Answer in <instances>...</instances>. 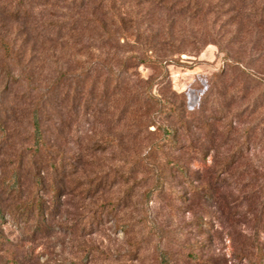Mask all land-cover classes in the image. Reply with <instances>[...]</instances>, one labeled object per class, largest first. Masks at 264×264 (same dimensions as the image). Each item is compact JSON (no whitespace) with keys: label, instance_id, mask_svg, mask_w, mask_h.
<instances>
[{"label":"rangeland","instance_id":"rangeland-1","mask_svg":"<svg viewBox=\"0 0 264 264\" xmlns=\"http://www.w3.org/2000/svg\"><path fill=\"white\" fill-rule=\"evenodd\" d=\"M56 1L66 20L81 4ZM196 2H124L127 25L169 27L148 55L0 17V264H264V0Z\"/></svg>","mask_w":264,"mask_h":264},{"label":"trees","instance_id":"trees-1","mask_svg":"<svg viewBox=\"0 0 264 264\" xmlns=\"http://www.w3.org/2000/svg\"><path fill=\"white\" fill-rule=\"evenodd\" d=\"M80 6L72 5V10H75L73 15L68 16L67 20L64 15L58 16L55 10L58 8V3L56 0H19L17 4H10L4 1H0V17H3L5 20H10L12 22H17L22 24L24 32L28 35L31 31H34L38 36H45L46 34L56 35L57 41L62 40L66 37H71L73 34H94L101 36L104 33L111 40L118 37H126L128 34L134 37L136 45H139L142 52L146 55L148 53H161L163 49H170L173 46V40L169 34V27L161 26L160 23L155 24L154 21L151 24L147 23L142 29L144 23L140 21L130 20L128 24L125 22V19L122 15V10L125 7L126 0H80ZM138 5H148L149 9L146 15L151 14L150 9H154V14L157 12L158 17H162V10H172L177 4L175 0H136ZM143 1V2H142ZM196 4V0H192ZM122 3L119 11H116L115 5L117 3ZM170 6L171 8H167ZM195 12H197L198 7H195ZM14 10V11H13ZM158 10V11H157ZM118 12V13H117ZM123 14H128L124 12ZM176 15H183L181 10L176 11ZM154 15L151 16V19ZM107 20L104 21L103 18ZM110 18V20H109ZM9 21V22H10ZM141 24V25H140ZM154 25V26H153ZM158 27H155V26ZM28 30L30 32H28ZM145 33L148 34V37H143ZM44 34V35H43ZM144 42H141V40ZM141 42V43H140ZM4 49L7 53L13 52L11 45L4 41L0 36V49ZM168 49V50H169ZM96 74V68L91 67L87 73L82 75L90 77L91 75ZM81 75V76H82ZM77 77L76 80L83 81L82 78ZM55 83V82H54ZM58 83H61L59 81ZM79 83V82H78ZM57 84V82H56ZM78 85V84H77ZM81 90V91H79ZM85 90V86L81 88H76L74 90L75 95L82 94ZM149 100V97H144ZM43 107L38 104L32 112L31 124L33 129V145L32 150L33 155L41 153L43 150H46V141L42 131L41 125V111ZM0 117H2L0 113ZM7 124L6 121L0 118V133L1 136H5L7 133ZM162 137L159 139L160 143L169 139L172 134L169 128H165L163 131ZM159 146V144H158ZM160 148V147H159ZM53 169H56L54 163H49ZM13 179L15 180L13 187L16 186L17 175L14 174ZM41 210V208L39 209ZM0 217H3V211L0 208ZM161 264H169L166 256L162 257Z\"/></svg>","mask_w":264,"mask_h":264}]
</instances>
